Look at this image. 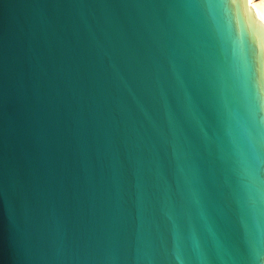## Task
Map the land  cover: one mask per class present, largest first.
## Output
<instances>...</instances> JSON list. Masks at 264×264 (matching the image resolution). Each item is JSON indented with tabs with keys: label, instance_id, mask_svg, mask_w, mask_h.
<instances>
[{
	"label": "water",
	"instance_id": "obj_1",
	"mask_svg": "<svg viewBox=\"0 0 264 264\" xmlns=\"http://www.w3.org/2000/svg\"><path fill=\"white\" fill-rule=\"evenodd\" d=\"M0 264H264L248 0H0Z\"/></svg>",
	"mask_w": 264,
	"mask_h": 264
},
{
	"label": "bare ground",
	"instance_id": "obj_2",
	"mask_svg": "<svg viewBox=\"0 0 264 264\" xmlns=\"http://www.w3.org/2000/svg\"><path fill=\"white\" fill-rule=\"evenodd\" d=\"M250 6L253 7L256 17L264 23V0L257 2L256 0H248Z\"/></svg>",
	"mask_w": 264,
	"mask_h": 264
},
{
	"label": "rangeland",
	"instance_id": "obj_3",
	"mask_svg": "<svg viewBox=\"0 0 264 264\" xmlns=\"http://www.w3.org/2000/svg\"><path fill=\"white\" fill-rule=\"evenodd\" d=\"M257 2H260V1H262V0H256Z\"/></svg>",
	"mask_w": 264,
	"mask_h": 264
}]
</instances>
